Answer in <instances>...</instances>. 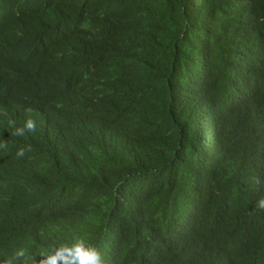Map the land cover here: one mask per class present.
<instances>
[{
	"label": "trees",
	"instance_id": "trees-1",
	"mask_svg": "<svg viewBox=\"0 0 264 264\" xmlns=\"http://www.w3.org/2000/svg\"><path fill=\"white\" fill-rule=\"evenodd\" d=\"M0 142V264H264V0H0Z\"/></svg>",
	"mask_w": 264,
	"mask_h": 264
},
{
	"label": "clouds",
	"instance_id": "clouds-1",
	"mask_svg": "<svg viewBox=\"0 0 264 264\" xmlns=\"http://www.w3.org/2000/svg\"><path fill=\"white\" fill-rule=\"evenodd\" d=\"M9 124L11 126V122ZM35 127V121L29 118L22 127L14 126L11 134L23 137ZM5 149L6 145L0 142V151ZM30 151V145L20 146L16 150V156L24 157L25 153ZM255 208L264 210V196L257 199ZM3 264H103V261L93 243L81 236H74L66 242H56L47 247H33L28 244L13 246Z\"/></svg>",
	"mask_w": 264,
	"mask_h": 264
}]
</instances>
